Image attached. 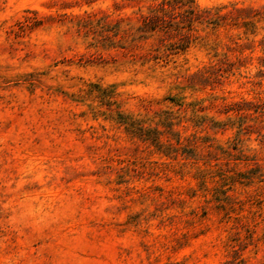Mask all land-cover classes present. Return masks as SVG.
Here are the masks:
<instances>
[{
    "label": "rangeland",
    "instance_id": "obj_1",
    "mask_svg": "<svg viewBox=\"0 0 264 264\" xmlns=\"http://www.w3.org/2000/svg\"><path fill=\"white\" fill-rule=\"evenodd\" d=\"M159 1L0 0V264H264V0Z\"/></svg>",
    "mask_w": 264,
    "mask_h": 264
},
{
    "label": "trees",
    "instance_id": "obj_2",
    "mask_svg": "<svg viewBox=\"0 0 264 264\" xmlns=\"http://www.w3.org/2000/svg\"><path fill=\"white\" fill-rule=\"evenodd\" d=\"M242 9H234L232 12H241ZM232 12H221L220 8H199L194 0H160L157 4L150 6L146 14L140 15L137 31L140 37L149 33L150 36L158 34V40H165L169 49L184 50L188 32L193 29L194 24H204L212 28L220 25L226 16ZM185 31V32H183ZM157 35V36H158ZM174 41H171L173 40Z\"/></svg>",
    "mask_w": 264,
    "mask_h": 264
}]
</instances>
